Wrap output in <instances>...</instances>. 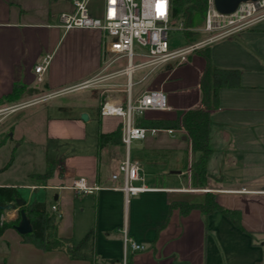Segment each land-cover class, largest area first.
<instances>
[{
	"label": "crops",
	"instance_id": "0c3cea01",
	"mask_svg": "<svg viewBox=\"0 0 264 264\" xmlns=\"http://www.w3.org/2000/svg\"><path fill=\"white\" fill-rule=\"evenodd\" d=\"M72 1L0 0V98L15 84L55 94L91 82L103 69L108 40L103 33L60 25V15L74 11ZM104 2L90 0L91 15L102 17ZM208 49L212 67L238 71L239 78L237 86L219 90V106L210 112L211 154L203 185L195 180L198 156L185 131L156 129L133 140L129 149L122 141L101 147L99 134L116 131L122 118L102 116L101 107L81 103L60 106L68 113L46 118L44 140L61 156L51 177H37L47 170L31 172L28 177L38 182H4L0 187L17 188L26 205L42 202L50 212L58 205L60 238L78 244L96 228L94 264H124L125 231L146 247L128 252V264H264V20L215 41ZM47 55L50 63L39 82L35 67ZM114 64L105 66L109 75L126 67L109 71ZM206 68V58L196 52L183 64L135 71L132 96L162 91L169 106L165 111H147L136 118V125L153 129L147 125L151 121L174 120L178 111L203 107ZM112 78L122 82L127 76ZM83 113L89 116L87 121L81 118ZM127 158L142 168L143 180L134 184L148 188L128 199L119 170ZM114 174H119L117 180ZM80 177L99 189L93 193L72 189ZM21 189L30 190L29 195ZM39 189L44 193L35 198ZM207 193L224 209L239 213V225L222 211L206 215L193 209L183 214L172 207L180 202L204 203ZM18 215V208L5 211L4 222H14ZM0 264L91 262L71 259L63 251H43L25 243L10 227L0 235Z\"/></svg>",
	"mask_w": 264,
	"mask_h": 264
},
{
	"label": "built area",
	"instance_id": "2783aa9c",
	"mask_svg": "<svg viewBox=\"0 0 264 264\" xmlns=\"http://www.w3.org/2000/svg\"><path fill=\"white\" fill-rule=\"evenodd\" d=\"M74 11L64 12L60 15V25L69 30L73 28L98 29L107 42L105 44V55L107 64L111 65L117 60L127 58L124 69L113 73L111 76L126 75L128 78V97L124 104H113L105 101L100 109L102 116H118L122 118V142L129 149L133 140L144 139L149 133L154 134L156 129L138 127L136 118L144 115L147 111H165L169 109L167 97L162 91L146 92L139 97L132 96L131 77L137 70L148 68L151 71L166 64H183L188 62L189 56L205 49L215 41L226 37L234 32L247 29L264 20V0L258 2L241 3L233 14H220L215 7V0H208L205 30L214 32L223 30L219 35L208 37L202 41L189 43L181 48H173L170 44V31L177 28L184 31L183 22H175L172 16V0H105L104 13L102 17H95L89 12L90 0H73ZM51 57L45 56L35 67L38 81L43 80ZM138 60V61H137ZM91 82H86L64 91L51 94L54 95L89 88ZM46 100L34 99L27 103H17L8 106H0V116L17 112L29 105H34ZM172 133L173 130H170ZM123 174L127 199L138 193L146 191L145 186H136L134 183L143 180L142 168L139 163L132 162L127 158L120 166ZM119 174H114L117 180ZM72 189L93 193L99 187H92L88 181L80 177L76 179ZM52 213L61 219V211L58 205H53ZM1 221L4 217L1 215ZM145 245L137 243L130 238L125 231V256L124 264H128V252L144 251Z\"/></svg>",
	"mask_w": 264,
	"mask_h": 264
},
{
	"label": "trees",
	"instance_id": "16d2710c",
	"mask_svg": "<svg viewBox=\"0 0 264 264\" xmlns=\"http://www.w3.org/2000/svg\"><path fill=\"white\" fill-rule=\"evenodd\" d=\"M208 0H172V16L175 22H183L184 33L191 43V36L200 19L207 14ZM207 60V68L202 78L203 107L187 111H178L174 120H155L148 123V128L168 129L173 131H185L190 140L193 154L197 155L194 163L195 180L203 185L208 178L206 161L211 154L209 146L210 138V112L219 106V90L226 86H237L239 72L212 67L210 50L207 48L199 51ZM43 91L29 88L22 84H15L13 91L0 98V106H8L23 102L24 98L38 95ZM122 125L109 134H99V145L118 144L122 141ZM9 138V133L0 141V147ZM54 170L52 164L44 174L38 175L42 180H48ZM19 199H23L19 190L14 187H0V206L16 205ZM178 207L183 214L193 209H200L206 215L216 211L224 212L235 224L239 225V213L224 209L216 201L211 193H207L205 202L201 204H189L186 202L174 203L172 207ZM18 207V206H17ZM27 217L31 221L32 232L22 235L25 243L35 245L43 251H63L71 259L88 260L94 264L96 259V228H92L85 237L75 244L69 240L60 238L57 233L60 219L50 212L45 203L34 201L23 207ZM4 210H1V214ZM20 213L14 222H4L0 227V235L3 230L19 225Z\"/></svg>",
	"mask_w": 264,
	"mask_h": 264
},
{
	"label": "rangeland",
	"instance_id": "374dc122",
	"mask_svg": "<svg viewBox=\"0 0 264 264\" xmlns=\"http://www.w3.org/2000/svg\"><path fill=\"white\" fill-rule=\"evenodd\" d=\"M205 22L206 16L198 21L193 30L194 34L190 37L191 43L217 36L223 31L207 32ZM170 44L173 48H181L189 44V41L184 31L172 28ZM107 61L108 58L105 57L103 69L92 78V85L89 88L66 91L51 98H49L51 94L44 91L38 95L24 98L21 103H27L34 99L45 98L47 100L26 106L15 113L6 115V117L0 116V141L9 133V138L0 147V183L38 182L31 180L28 174L46 171L55 162H60L61 156L54 153L53 144L46 143L44 140L46 118L53 114L68 113L64 109L60 110V106L70 107L86 103L90 107L100 108L107 100L117 102L119 105L127 101L128 78L122 82L119 81L120 79L112 78L105 70ZM126 64L127 58L119 59L109 71L125 67ZM21 191L25 196L30 193V190L27 189H21ZM43 193L44 191L39 189L34 197H40ZM4 213L5 211L2 216Z\"/></svg>",
	"mask_w": 264,
	"mask_h": 264
},
{
	"label": "water",
	"instance_id": "95a60500",
	"mask_svg": "<svg viewBox=\"0 0 264 264\" xmlns=\"http://www.w3.org/2000/svg\"><path fill=\"white\" fill-rule=\"evenodd\" d=\"M260 0H215V7L216 10L220 13V14H224V15H229V14H233L237 11L239 5L241 3L244 2H258ZM81 118L84 121H87L89 119V116L86 113H83L81 115ZM26 205V202L24 199H19L17 201V206L16 205H8L6 207H1L0 206V227L2 225V221H1V210L4 211H10V210H14V209H19V213L21 216V221L19 223V225L15 226V229L21 234H28L32 232V225H31V221L30 219L27 217L23 207Z\"/></svg>",
	"mask_w": 264,
	"mask_h": 264
}]
</instances>
